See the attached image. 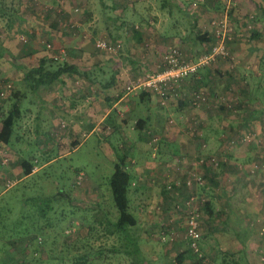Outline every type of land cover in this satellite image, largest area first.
Here are the masks:
<instances>
[{
    "label": "rangeland",
    "instance_id": "1",
    "mask_svg": "<svg viewBox=\"0 0 264 264\" xmlns=\"http://www.w3.org/2000/svg\"><path fill=\"white\" fill-rule=\"evenodd\" d=\"M21 1L4 0L0 8L19 14L22 19L27 21L31 17L30 15L35 16L36 12L41 13L39 18H41L40 21L43 20L42 16L48 14L45 10L50 9L49 6L47 9L44 6L42 8L35 7L33 6L35 1L31 2L30 0H24L21 6H17ZM100 1L102 4L108 2L107 0ZM100 1L88 0V4H84L82 0H65L63 4L66 3L67 6H64L60 11L50 9L52 10L51 19L61 20V29L54 28L55 30L52 29V31L42 29V32L38 33L37 28L40 29V25L34 27L26 23L25 26L19 27V32L26 42L19 41L16 36L14 38V41H17L16 47L18 44L29 50L34 44L40 52L59 55L58 47L61 49L62 45H72L76 49L82 38L97 50L95 45L99 38L107 37L104 32L106 28L104 24L100 25L98 21L94 23V18L99 17ZM111 2L116 4L117 13L120 16L119 21L117 20L119 24L113 21L116 26L120 27L119 30L125 28L127 20L131 18L132 11L140 10L142 13V10L145 11L144 5L147 4V0H111ZM156 2L157 0L152 1V4ZM137 8L139 10H136ZM13 9L14 11H12ZM84 10L89 12L84 13ZM151 17L153 16L151 15ZM83 21L85 23L81 27L80 22ZM146 23L141 27H152L148 21ZM182 24H184L183 20ZM231 24L234 28V37L236 28L233 25L232 16ZM49 27L50 25L47 28L49 29ZM5 28L6 26L0 22V64L4 65L8 69L7 71H13V67L5 64L8 59L6 50L12 49L7 43L8 36L11 38L12 29ZM6 30L11 31L8 33ZM53 32L56 33L53 34ZM61 32L65 33L67 36L64 35L68 39L63 37V44L60 42V45L58 41L61 39L59 35ZM11 42L10 40L9 44ZM47 44L51 47L47 48ZM122 50L121 45L120 51ZM96 53L98 54V50ZM98 55L101 58L100 53ZM231 57L230 65H233L232 54ZM65 59L67 57L57 59V63L51 65L50 68L53 69V67L64 63ZM25 67L27 68L26 65ZM76 80L73 78L68 86L62 87L63 89L58 87L51 91L49 93L50 97H53L51 101H67L68 97H71L69 101L76 100L78 94L95 95L98 96L97 99L109 98L111 101L107 91L88 90L83 84H74ZM8 83L11 88L5 91V97L0 100L2 103L0 128L3 117L16 102L11 97L19 91L18 89L22 85L20 81H17V85L13 79L0 80L1 86ZM255 85V83L253 87L248 85L249 88L245 89L247 93L245 96L249 94V91L252 96L254 93L259 95L262 92L260 89L264 88V82L260 84V88H256ZM200 93L205 95L207 102V95L204 92ZM31 99H33L32 93H28L24 99H21L23 113L15 125L11 145L0 144V264H12L10 255L17 256L18 260L24 259L28 262L27 264H134L133 257L124 253H114V249L119 248L120 242L116 235H109L111 231L109 226L101 225L104 219L100 216L101 208L99 209V202L96 200L100 193L99 190L103 195L107 194L108 176L113 170V155L110 154V147L105 140L107 139L106 134L104 135V131H101V135L99 132H94L86 139V137L73 135L67 137L62 129H57L58 131L54 133H50L46 129L41 130L40 127H36L35 119L29 112L23 117L25 111L31 108L29 106ZM262 100H260V105L259 100H250L253 103L248 105V108L252 107L250 112H246V115L248 116L247 113H251L253 108L264 114V99ZM228 103L227 110L223 112H227L228 119L232 121L231 129H227L226 126L221 128L218 126L222 125L221 123L216 126L219 131L218 137L223 140L220 146L226 152L225 157L206 154L197 156V159L192 161L199 163L200 160L209 161L214 158L218 162L217 166H211L208 162L199 168L197 166L199 173L203 175L205 165V169L210 170L211 175H216V180L219 181L217 184L211 183L210 190L206 189L209 199L198 195L205 200V205L201 209V236L198 251L194 252L188 248L187 215L182 211L180 213L182 216L180 217L182 220L180 228L179 226L175 228L170 219L167 222V227L160 226L156 228L153 235L148 234L151 238L147 242L148 245H144L142 241L139 243L148 264H179L177 259L181 254H184L181 264H232V262H236V264H264V121L244 122L241 125L237 119L242 116L243 112H239L237 108L233 107L232 102ZM245 105L247 107V104ZM42 121L45 123L44 118ZM56 123L61 124L59 121ZM249 125L251 127L261 126V129L254 127L251 131ZM240 127L244 131L247 129L249 133L247 131L240 132ZM185 131L192 137H198L199 122L192 121ZM98 136L99 138H96ZM199 140L201 139L199 138ZM77 141L81 142L79 149L76 152L67 153ZM199 144H201L200 141ZM105 150L106 154H102ZM104 155L106 157L102 158ZM25 159L31 160L35 164L32 174L28 177L23 176L20 168L21 162ZM170 163V165H176L178 159ZM181 163L185 164V160ZM79 176L82 177L81 183L77 184ZM205 182L206 179L203 184ZM59 191H64L69 195L71 201L54 202L50 205L51 209L46 215L41 216L38 199L53 197ZM184 191L182 190V192ZM189 195L177 202H184ZM104 198L106 200L100 203L104 207L102 210L106 211V217L109 220L114 221L116 216L108 209V206L113 204L112 199L105 196ZM175 204L177 203L175 202ZM22 215H25L22 225L28 226L32 223L28 226L30 233L15 235L14 238H11L10 235L6 239L2 238V235L8 234H4V229L8 231L12 223L18 221ZM87 225H92V228L89 230ZM136 232L140 233L138 229Z\"/></svg>",
    "mask_w": 264,
    "mask_h": 264
},
{
    "label": "crops",
    "instance_id": "2",
    "mask_svg": "<svg viewBox=\"0 0 264 264\" xmlns=\"http://www.w3.org/2000/svg\"><path fill=\"white\" fill-rule=\"evenodd\" d=\"M23 1L17 6H21ZM30 1H35L33 3L35 7L44 6L47 9L49 6L50 9L57 11L67 6L66 3L63 4L65 0ZM82 1L88 4V0ZM107 1L106 4L100 1L99 17L94 18V23L98 21L100 25L104 24L106 27L104 32L107 37L99 40L109 39L121 43L123 50L118 55L105 54L97 49L101 55L99 58L97 50L82 38L76 49L72 45H62L61 49L58 47L59 55L40 52L34 44L29 50L18 44L16 47L17 41H14V38L17 36L20 41L21 25L25 26L26 23L34 27L40 25L41 28H37L38 33H41L42 29L58 30L62 25L61 20L51 19L50 9L45 10L48 14H44L41 21L40 12H36L35 16L30 15L28 21L22 19L19 14H13L11 18L13 22L7 17L0 18V22L6 26L5 29H12L11 38L9 36L7 38V41L9 40L7 43L12 49L7 51L4 46L3 48L8 58L5 64L14 69L7 71L8 69L0 64V80L8 78L22 84L24 74L29 68L45 62L44 68L52 70L51 65L57 63L59 58L67 57L64 63L77 67L78 75H64L47 87H40L29 101L31 108L28 111L24 110L23 117L29 112L35 119L36 127L46 129L50 133L62 129L67 137L73 135L87 139L94 132L101 135V131H104L110 154L113 155L112 162L115 161L116 154L126 157V165H129L132 177L128 192L129 211L137 220L140 237L142 234L141 241L148 245L147 242L151 239L148 234L153 235L160 226L167 227L168 220L171 219L175 228L178 226L180 228L182 210L175 211L174 205L188 195L182 190L166 191L165 184L174 180L175 176L172 173L165 174V165L181 157L185 159V166H189L190 162L200 155L215 154L218 157H225L226 152L220 146L223 140L218 137L219 131L216 126L221 123L222 125H218L221 128L226 126L227 129H231L232 121L228 119L227 112H223L227 110L228 102H232L233 107L243 112L237 119L239 124L264 121V114L257 112L255 108L251 113H247L248 116L246 115L252 107L248 108V105L253 103L250 100H259V105L263 101L264 88L260 89L262 92L259 95L254 93L252 96L249 91L245 96L248 85L253 87L255 83L256 88H260V84L264 82V0H234L235 6L230 11L236 28L233 41L230 43L234 66L230 65L229 61L218 60L182 81L165 99L148 92L126 93L124 85L129 81L128 78L133 80L137 75L163 69V56L170 49H177L187 60H195L208 52L213 43L209 22L221 14L223 0H157L154 4L152 1L155 0H147V4L144 5L145 11L142 10L141 13L139 8L136 9L138 12L132 11L125 28L120 30V27L113 23L116 21L119 24L117 6L111 0ZM193 4L195 6H192ZM86 12L89 11L84 10V13ZM146 21L152 27L142 28V25L147 24ZM84 23L80 22V26L83 27ZM62 32L59 34L61 37L59 44L60 42L63 44L62 39L67 36ZM10 40L12 42L9 44ZM46 47L51 46L47 44ZM126 71L128 76H122V72ZM73 78L77 79L75 83L73 81L74 84H83L88 90L107 91L111 101L109 98L100 100L97 99L98 96L85 94H78L76 100L69 101L71 97H68L67 101H56L57 103L51 101L53 97H50L49 93L58 87L68 86ZM199 92H204L208 100L199 107H194L192 96ZM71 96L73 97L72 94ZM34 109L36 110L33 111ZM57 121L61 124H57ZM192 121L199 122L198 137L201 140L185 131ZM254 127L261 129V126ZM254 127L249 125L251 131ZM240 128V132L249 133L247 129L244 131L242 127ZM152 135L159 138V145L151 143ZM75 143L77 145L67 153L79 149L81 142ZM105 152L107 151H103L102 154H106ZM105 157L106 155L102 158ZM203 173L206 182L203 189L200 187L197 192L198 195L209 199L206 189L210 190L211 183L217 184L219 181L216 180V175H211L210 170L204 168ZM99 192L96 201L99 202V209L101 208L100 216L105 219L107 214L102 210L104 207L100 203L106 200L104 196L109 199L111 195L108 191L106 195H103L101 190ZM108 209L114 216L117 215L112 204Z\"/></svg>",
    "mask_w": 264,
    "mask_h": 264
},
{
    "label": "built area",
    "instance_id": "3",
    "mask_svg": "<svg viewBox=\"0 0 264 264\" xmlns=\"http://www.w3.org/2000/svg\"><path fill=\"white\" fill-rule=\"evenodd\" d=\"M223 3V13L209 22L213 43L208 52L200 55L195 60H187L181 56V53L177 49H170L163 56V69L135 76L133 80L128 78L129 81L124 85L126 93L148 92L160 99H165L169 97L171 91L173 93V89L182 81L196 75L202 68L208 67L218 60L232 61L229 45L233 40L234 28L231 24L230 11L234 7V1L223 0ZM192 6H195V4ZM20 40L26 42L23 36ZM96 48L105 54L115 56L121 50V43L98 40ZM122 76L127 77L128 72H122ZM10 88L11 85L9 83L0 85V100H3L5 91L10 90ZM205 100L206 97L203 93H194L192 96V105L199 107L206 102ZM1 106L2 103H0V108ZM150 140L152 144L159 145V138L157 136L152 135ZM3 161L5 160L3 159ZM207 162L211 166L218 165V162L214 158L209 159V161L200 160L199 163L192 162L189 166L182 164L180 159H178L176 165L167 163L165 165V174L172 173L175 178L173 181L166 183V190L170 192L174 189L183 188V180L187 188H193L197 184H203L204 180L197 166L199 168L202 164H207ZM128 168L129 165H126L125 169L128 170ZM80 180L81 176L78 177V184ZM204 205L205 200L203 197L198 196V194H192L189 195V198L183 205L175 204L174 206L176 211L182 210L187 215L186 239L189 248L194 252L198 251V243L201 236V209Z\"/></svg>",
    "mask_w": 264,
    "mask_h": 264
},
{
    "label": "trees",
    "instance_id": "4",
    "mask_svg": "<svg viewBox=\"0 0 264 264\" xmlns=\"http://www.w3.org/2000/svg\"><path fill=\"white\" fill-rule=\"evenodd\" d=\"M4 2V0H0V6ZM232 10V9H231ZM13 11V10H12ZM52 12V11H51ZM55 13V12H54ZM13 12L7 11L6 9L0 8V18L7 17L11 19L13 17ZM12 20V19H11ZM230 47V46H229ZM45 62H42L37 67L29 68L26 73L24 74V80L22 85H20L19 91H17L11 98L14 99L16 102L13 103L11 108L8 110L5 117H3L1 121V128H0V144L5 146H10L12 142V137L14 135V128L17 121L22 117V108L20 102L21 99H24L28 93H32L33 95L40 87H47L58 81L64 75H78V69L76 66L69 65L67 63H62L57 65L52 70L45 69ZM11 99V100H12ZM18 101V102H17ZM142 130V129H141ZM77 143H74L76 146ZM115 161L112 164V172L110 176H108V186L107 191L111 195L112 199V206L116 211L117 215L114 221L109 220L107 217L103 220L101 225L109 226L111 231L109 235H116L118 241L120 242L119 248L114 249V253H124L125 255L131 256L135 259L134 264H148L144 259L140 248L141 237L139 233L136 232L137 230V220L129 211V199H128V192L131 187V180L132 177L130 175V169H125L126 167V157L120 154L115 155ZM182 158V159H181ZM180 158V161H183V157ZM35 164L33 161L25 159L21 162L20 168L22 169V173L24 177L30 176L33 172ZM205 168V165H204ZM206 170V169H205ZM202 175V174H201ZM82 178V177H81ZM183 179V178H182ZM202 179H205V175H202ZM81 183V180H80ZM79 183V184H80ZM78 184V179H77ZM172 184V183H171ZM182 190L187 191L188 194L197 195L199 192V188L203 187V184H197L193 188H187L184 185V180L182 181ZM166 187V184H165ZM179 190V189H177ZM173 191V190H172ZM198 191V192H197ZM189 196L187 197V199ZM186 199V200H187ZM185 200V201H186ZM39 213L41 216H45L46 213L51 209V206L54 202L60 203L62 201L67 202L71 201L70 196L67 195L64 191H59L53 197L48 198H39ZM184 201V202H185ZM177 203L182 204L183 203ZM46 206V208H44ZM175 206V205H174ZM25 215L20 216L18 221H14L12 223L11 228L6 231L4 229V234L8 233L7 235H2V238L6 239L7 236L10 235L11 238H14L15 235H27L30 231L28 230V226L22 225L23 218ZM1 222V219H0ZM89 226V225H87ZM4 228V227H3ZM92 225L88 227L90 230ZM9 237V238H10ZM1 238V236H0ZM189 248V246H188ZM190 249V248H189ZM191 250V249H190ZM192 251V250H191ZM17 254V253H16ZM12 259V264H27L28 262L22 260H18L17 256L10 255ZM184 254L179 255L178 263L181 264L183 261ZM84 264V263H83ZM232 264H236V262H232Z\"/></svg>",
    "mask_w": 264,
    "mask_h": 264
}]
</instances>
